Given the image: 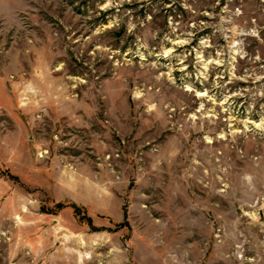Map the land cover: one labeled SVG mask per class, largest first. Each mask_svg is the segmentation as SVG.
<instances>
[{"label": "rangeland", "instance_id": "374dc122", "mask_svg": "<svg viewBox=\"0 0 264 264\" xmlns=\"http://www.w3.org/2000/svg\"><path fill=\"white\" fill-rule=\"evenodd\" d=\"M0 264H264V0H0Z\"/></svg>", "mask_w": 264, "mask_h": 264}, {"label": "trees", "instance_id": "16d2710c", "mask_svg": "<svg viewBox=\"0 0 264 264\" xmlns=\"http://www.w3.org/2000/svg\"><path fill=\"white\" fill-rule=\"evenodd\" d=\"M59 206H60V207H63V204H60Z\"/></svg>", "mask_w": 264, "mask_h": 264}]
</instances>
